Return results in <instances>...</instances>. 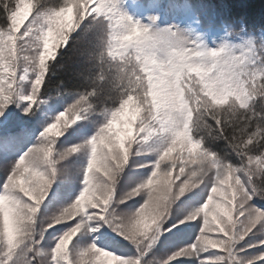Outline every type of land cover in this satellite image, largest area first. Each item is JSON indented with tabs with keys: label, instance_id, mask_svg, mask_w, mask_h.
I'll use <instances>...</instances> for the list:
<instances>
[{
	"label": "snow or ice",
	"instance_id": "6c2138e0",
	"mask_svg": "<svg viewBox=\"0 0 264 264\" xmlns=\"http://www.w3.org/2000/svg\"><path fill=\"white\" fill-rule=\"evenodd\" d=\"M207 16L0 0V264H264V29Z\"/></svg>",
	"mask_w": 264,
	"mask_h": 264
},
{
	"label": "trees",
	"instance_id": "16d2710c",
	"mask_svg": "<svg viewBox=\"0 0 264 264\" xmlns=\"http://www.w3.org/2000/svg\"><path fill=\"white\" fill-rule=\"evenodd\" d=\"M47 2L54 5L58 0H47ZM217 2L222 4L221 9L227 10L231 18L235 20L242 18L252 24L258 32L264 29V0H217ZM2 175L3 173L0 172V177Z\"/></svg>",
	"mask_w": 264,
	"mask_h": 264
}]
</instances>
